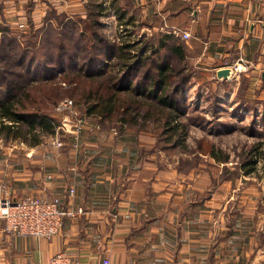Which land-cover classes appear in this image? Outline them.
<instances>
[{
	"label": "crops",
	"instance_id": "crops-1",
	"mask_svg": "<svg viewBox=\"0 0 264 264\" xmlns=\"http://www.w3.org/2000/svg\"><path fill=\"white\" fill-rule=\"evenodd\" d=\"M109 1L161 40L175 39L208 86L231 81L264 101V0ZM100 2L0 0V39L101 18ZM221 68L232 69L230 81L216 78ZM0 138V199L56 197L83 209L46 239L6 233L0 220V264H49L62 252L74 264H264V193L237 162L210 157L215 173L181 157L168 162L170 151L147 132L92 115L62 150Z\"/></svg>",
	"mask_w": 264,
	"mask_h": 264
},
{
	"label": "rangeland",
	"instance_id": "rangeland-1",
	"mask_svg": "<svg viewBox=\"0 0 264 264\" xmlns=\"http://www.w3.org/2000/svg\"><path fill=\"white\" fill-rule=\"evenodd\" d=\"M100 3L104 9L101 18L87 21L73 18L76 21L55 22L44 31L0 39V99L14 98L22 102L25 110L48 113L55 120V127H63L56 135L63 145L58 148L51 143L55 135L40 136L39 141L49 142L57 150L69 148L68 138L73 137L77 119L86 120L89 116L87 104L81 99V94L86 93L88 87L80 81V77L81 80L86 77L85 71L93 54L98 53L99 56L93 68L103 76L96 79L98 83H105L109 76L116 74L119 69L118 48L123 42L132 46V57L148 58L147 61L143 60L142 65H137L136 72L129 77L131 88H140V91L146 90L149 85L144 80L145 74L154 75V67L159 63L157 44L163 36L149 33L146 27L137 23L135 11L123 14L113 5V1L102 0ZM103 43H109L113 52ZM160 56L180 74L172 82L169 91L175 93L172 99L178 101V108L183 111L180 122L186 125L187 145V150L183 152L180 147L173 150L168 148L170 153L166 154L165 160L177 161L181 157L192 164L209 168L212 173L217 172L219 166H208L209 155H190L189 152H195L190 150L196 148L201 140L202 145L210 143L216 150L228 154L229 166H234L236 162L239 166V163L249 161L253 156L258 161L255 168L257 173L254 174L258 178L253 177L251 182L255 189L260 188L264 193V101L245 97L242 87L230 80L208 86L207 75L195 71L187 60L178 61L168 49L163 50ZM103 85L104 88L107 86L106 83ZM176 85L179 86L178 91H175ZM26 93L33 98L32 102L23 100ZM65 100L72 102L74 114L56 112L58 104ZM135 100L141 105L138 115H134L140 120L137 126L121 123L117 115L106 120L97 115L92 116L112 122L118 131L123 128L147 131V136L155 139L158 146L168 147L159 125L156 126L150 118H146V122L142 118L143 114L155 111L153 107L156 99L145 96ZM0 143L5 144V141L0 138ZM255 147H258L257 151H253Z\"/></svg>",
	"mask_w": 264,
	"mask_h": 264
},
{
	"label": "trees",
	"instance_id": "trees-1",
	"mask_svg": "<svg viewBox=\"0 0 264 264\" xmlns=\"http://www.w3.org/2000/svg\"><path fill=\"white\" fill-rule=\"evenodd\" d=\"M123 43L118 48L119 54L117 61L119 62V69L115 75L111 77L109 76L105 80L107 85L105 88L103 85L105 83H98L99 81L96 80L103 77L102 73L96 72L95 68H93L96 67L99 58L98 53L92 55V60H90L91 62H89L85 71L86 77H82L83 80H81L80 77V81L84 82L88 87L86 93L81 94V99L87 104L89 116L93 114L106 120L117 115L120 116L119 121L121 123L137 126L140 120L138 118L136 119V116L134 115H138V107L141 105H138L139 101L135 100V98H145V96L146 98L154 97L156 99V105L153 107L155 111H153V113L143 114L142 118L144 119V122H146V118H150L156 126L159 125L161 136L164 137L165 143L168 146H159L163 150H168V148L173 150L174 148L180 147L181 151H186V125L180 122V118L183 117L184 114L181 108H178V101L172 99L173 94L175 93L169 91L172 82L175 78H179L180 74L178 71H174L172 65L160 56V53L163 52V50L168 49L175 59L183 61L184 51L182 50V47L176 43L175 39L160 40L158 42L159 63L154 67V75L151 76L149 75L150 73L145 74L144 80L148 82L149 85L146 90L144 89V91H140V88H136V90L131 88L132 84L129 82V77L133 72H136L137 65H142L143 60L147 61L148 58H143L142 56L135 58L132 57V46ZM103 44L108 45L110 48L107 49L113 52V47L109 45V43ZM136 58L138 59L136 60ZM182 86L183 85H181V87ZM178 90L179 86L176 85L175 91ZM124 94L125 96H122ZM127 95L132 97L129 98ZM13 99L14 98H11L10 100L0 99V134L4 133L7 138H19L24 142L38 141L39 137L43 135H54L56 123L48 113L40 114L30 108V110H25L21 101ZM23 100L32 102L33 98L26 93ZM17 104H20V106ZM202 141L203 140L198 143L196 148L190 150L195 152L189 153L209 155L217 163H225L229 161L230 156L228 154L225 155L222 151L216 150V148L212 147L210 143H208L207 146L202 145ZM258 147H255L253 151H257ZM261 148L262 147H260V150ZM257 162V159L252 156L249 161L239 163L238 169H240L245 175L256 174L257 169L255 168Z\"/></svg>",
	"mask_w": 264,
	"mask_h": 264
},
{
	"label": "built area",
	"instance_id": "built-area-1",
	"mask_svg": "<svg viewBox=\"0 0 264 264\" xmlns=\"http://www.w3.org/2000/svg\"><path fill=\"white\" fill-rule=\"evenodd\" d=\"M253 1V0H248ZM173 35L179 36L178 31H173ZM189 34L183 33L181 39L186 40ZM69 112L74 114V107L71 101L65 100L58 104L56 112ZM85 120L78 118L72 135L77 138L83 129ZM55 128L52 144L56 147H62L63 143L58 139L59 129ZM57 135V136H56ZM76 144L74 145V148ZM74 190H70L67 196H72ZM77 213H83V209L77 212L69 211L61 206V201L56 197H24L17 201H10L7 198L0 199V220L4 224L3 231L12 235L21 237L34 238H51L58 235L62 230L63 218L66 216H75ZM49 264H74L69 254L64 252L54 256ZM102 264H109L108 260H104Z\"/></svg>",
	"mask_w": 264,
	"mask_h": 264
},
{
	"label": "water",
	"instance_id": "water-1",
	"mask_svg": "<svg viewBox=\"0 0 264 264\" xmlns=\"http://www.w3.org/2000/svg\"><path fill=\"white\" fill-rule=\"evenodd\" d=\"M231 68H221L215 72L216 78L220 81L229 80L231 78ZM262 79H264V71L262 72Z\"/></svg>",
	"mask_w": 264,
	"mask_h": 264
}]
</instances>
